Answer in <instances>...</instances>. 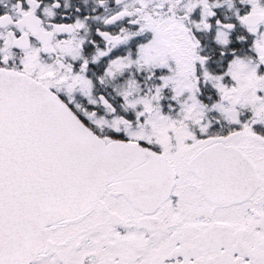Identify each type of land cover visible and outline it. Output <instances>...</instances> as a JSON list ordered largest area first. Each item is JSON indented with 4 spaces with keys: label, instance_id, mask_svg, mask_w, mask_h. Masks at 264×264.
Instances as JSON below:
<instances>
[{
    "label": "snow or ice",
    "instance_id": "snow-or-ice-1",
    "mask_svg": "<svg viewBox=\"0 0 264 264\" xmlns=\"http://www.w3.org/2000/svg\"><path fill=\"white\" fill-rule=\"evenodd\" d=\"M0 264H264V0H0Z\"/></svg>",
    "mask_w": 264,
    "mask_h": 264
}]
</instances>
